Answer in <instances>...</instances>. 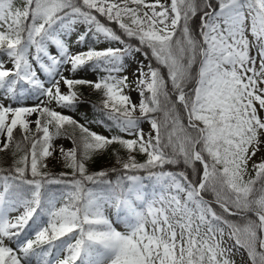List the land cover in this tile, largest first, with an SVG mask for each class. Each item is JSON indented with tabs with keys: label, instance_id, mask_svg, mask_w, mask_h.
Returning a JSON list of instances; mask_svg holds the SVG:
<instances>
[{
	"label": "snow or ice",
	"instance_id": "1",
	"mask_svg": "<svg viewBox=\"0 0 264 264\" xmlns=\"http://www.w3.org/2000/svg\"><path fill=\"white\" fill-rule=\"evenodd\" d=\"M14 2L0 0V53L12 64L6 69L0 60L4 93L0 100L23 97L31 90L47 96L49 103L55 100L58 107L72 108L78 99L75 88L88 85L102 92L104 116L120 132L135 138L97 134L47 106L0 103V136H6L0 140V152L10 148L17 127L31 143L7 174L0 167V264H53L54 249L57 257L67 253L56 264H234L226 255L233 249L246 251L251 264H264V157L253 161L255 176L245 179L249 161L258 152L250 148L264 143L258 139L264 130L260 115L264 88L259 87L264 84V0H216L218 9L211 0H171L170 5L161 0L154 4L146 0H24L22 8ZM94 13L114 22L129 39ZM198 14L200 39L190 23ZM81 23L94 33V39L102 36L123 47L71 51L65 37ZM86 35H78L76 43H83ZM49 45L55 46L58 56ZM253 47L260 56L258 69ZM136 53L144 57L136 60L139 67L134 73L138 75L132 90L139 92L138 105L124 94L128 76L114 75L126 72L125 58L135 60ZM152 59L160 67L149 62L145 71L144 61ZM32 61L51 78V86L38 78ZM92 61L107 75L90 81L68 78L60 71L70 65L66 70L75 73ZM162 69L167 70L166 76ZM61 81L67 94L60 90ZM21 83L28 88L18 89ZM137 110L139 117L134 116ZM33 113L36 120L28 121ZM155 113H162V118L149 115ZM184 115L187 125L182 122ZM143 119L151 125L148 139L140 127ZM29 123L35 124V134ZM66 126L78 129L79 136L69 135ZM61 135L73 142L74 147L60 151L66 167L80 179L50 178L40 170L46 167L41 162L53 155L52 142ZM113 144L129 153L126 161L117 158L124 170H149L155 182L151 192L136 175L118 176L113 183L104 179L107 171L88 174L85 161ZM16 148L21 145L17 143ZM137 150L147 155L144 163H137L132 155ZM181 161L191 173L151 171ZM85 181L95 187H86ZM51 184H64L66 191L50 193L45 185ZM209 192L213 201L205 199L204 193ZM105 205L117 209L125 231L113 226L104 213ZM11 212L19 215L10 218ZM232 216H239V222L229 219ZM26 227H31L34 239L21 238ZM226 229L228 239L235 241L228 247L224 246ZM13 238L15 249L5 243Z\"/></svg>",
	"mask_w": 264,
	"mask_h": 264
},
{
	"label": "rangeland",
	"instance_id": "2",
	"mask_svg": "<svg viewBox=\"0 0 264 264\" xmlns=\"http://www.w3.org/2000/svg\"><path fill=\"white\" fill-rule=\"evenodd\" d=\"M147 3L150 4H154L156 2V0H146ZM162 3H165L166 5H170L171 0H161ZM24 5V0H19V1H15L14 2V6L15 7H23ZM133 6L134 5H130ZM147 11V9H145ZM159 10V9H157ZM97 14V13H96ZM98 15L100 16V14L98 13ZM105 22L113 25L115 28H117L119 31H121L118 27V25H116L114 22L110 23L109 21H107L106 17L100 16ZM199 19V14L197 15V17L191 21L190 23L193 24L194 26V22H196V20ZM106 25V24H105ZM110 27V26H109ZM77 31L73 32L70 36L65 37L66 41L69 44L70 50L73 52L76 51H87L89 48H95L97 50H103L105 48L108 47H123V45L118 44V42H114V41H106L102 36L99 38V40L94 39V33L93 32H88V26L86 24H78L76 26ZM193 28H196V26H194ZM198 30V29H197ZM87 33L86 37H85V41L83 43L77 44L76 43V39L78 37V35ZM197 38L200 39L199 37V33L197 32L196 34ZM123 39H125L126 41L128 40V38L122 37ZM248 38L250 40H252V37L250 35V33H248ZM49 50L50 52H52L55 55H59L58 50L55 49V46L53 45H49ZM34 49L31 50V52L34 53ZM150 55V53H149ZM251 55L255 56L256 58V67L257 69L259 68V63H260V56L258 54V51L255 47H253L251 49ZM31 59V58H30ZM42 59L47 63V58L46 57H42ZM0 60H3L5 62V68L6 69H10L12 68V64L11 62L8 60L7 56L4 55L3 53H0ZM126 67H127V71L126 72H121V73H114V75L117 76H124L127 75L128 76V83H129V88H125L124 89V94L130 95L131 100L133 103L135 104H139L140 101V96H139V92L137 90H132L135 89V81L137 79V75H134L136 69L139 67V65L136 63V60H144V57L141 53H136L135 54V60H133L132 57H126ZM154 60V59H152ZM151 62L145 60L144 64H145V68L144 70L147 71V67L146 65ZM33 66L35 68H37L38 70V78L41 79V81L43 83H45L46 87L51 86L50 80L51 78L44 73L42 70H39L38 65L35 63V61H32ZM156 63V61H155ZM152 64V63H151ZM157 64V63H156ZM158 65V64H157ZM70 65H64L60 71L61 73L68 78H73V79H85V80H90V81H96L98 80L100 77L107 75L106 72L100 71L98 68L95 67V62H89L87 65H85L83 68L78 69L75 73H71L69 71H67L66 69L69 68ZM160 67V65H159ZM162 72L164 75H167V70L166 69H162ZM248 75H251V73H248ZM56 79H59V77L57 76ZM170 83V82H169ZM169 87L170 84H169ZM259 87L264 88V84L259 85ZM27 89V88H25ZM60 90L62 93L67 94L68 89L65 85H63V82L61 81L60 83ZM75 91L78 93V99L75 102V104H77V107H72V108H61L58 107L55 100L51 101L50 103L48 102V97L47 96H38L35 97V99H31L29 96H17L14 99H8V100H0V103H4L6 106L7 105H11L12 107H34V106H47L57 112H60L64 115L70 116L73 119H75L78 123L88 127L91 131L109 137L111 138L112 136H114V133H112V130H116L117 135H120V137L125 138V139H133L135 138L134 136H129L127 133H123L120 132V130L114 125V123L110 120H108L106 118V116H104V119L102 120L103 122H100L99 119L97 118H91L90 117V111H89V107L90 104H88L89 102L87 101V98H83V96L89 97V95H96L97 93L99 94V92H97L96 90H94L93 88H91L88 85H78L75 88ZM25 94H28L27 91L25 92ZM4 93L2 91H0V97H3ZM146 95H148V93H146ZM99 97V103L98 106L101 107V100L103 99V94L101 92L100 95H98ZM43 102V103H42ZM178 107H180L181 112H182V105H178ZM256 107L259 108V105L256 104ZM160 113H155L152 115H159ZM139 111L137 110L134 113V116L139 117ZM150 115V114H149ZM163 115V114H162ZM260 115L261 117H264V110L260 111ZM161 117V115H160ZM37 118V114L33 113L32 115L27 117L28 121H35ZM162 118V117H161ZM185 125H187V117L186 115L183 116V121H182ZM140 127L143 129V133L145 136V139H148V133L151 131V125L148 122L147 119H143L141 122ZM29 128L32 131V134H35L36 131V126L34 123H29ZM66 128H69L68 126H66ZM70 129H73L70 127ZM79 133V130L76 129ZM69 135L73 134V132L67 131ZM152 136H155V132L151 133ZM24 135L25 133L23 131H21L19 129V127H17L16 129H14V133H13V139L15 136V140L17 138H19V136ZM258 139L260 141H264V130L261 131V133L259 134ZM0 140H6V136H0ZM53 147L51 149V151L53 152L52 156H49L47 158H45L41 163L46 165V167H41V171L43 173H47L48 176L49 175H56L58 176L60 179L66 180V181H71L73 179H80L79 174L77 173L75 176L72 175V169L66 167V163L65 160L63 158V156L61 155V151L60 149L63 148L65 151L71 149L72 147H74L73 142L70 138H68L67 135H61L59 137H57L53 142ZM31 146V143H30ZM0 147H2V145H0ZM116 148H119V144H113L108 146V148L102 152H98L92 155L91 159L92 162L89 163L87 161H85V165L88 171V174H91L93 172H99V171H107L108 173L113 172L111 171V169L115 168L116 171H126L123 169L122 164L121 163H117V158L119 157L120 160L122 161H126L128 158L129 153L127 152V150L123 149V151L117 152ZM252 148H257L258 152L257 155L252 157V160L249 161V171L248 174L245 176V179L247 180L250 177L255 176V172L252 170V163L253 161L255 162H259L260 159L262 157H264V143H255L251 148H250V152L252 150ZM30 149V148H29ZM9 149L5 150L4 152L8 151ZM110 150V151H109ZM4 152H0V156H4ZM133 156H135L136 162L137 163H144L147 160V155L146 154H142L140 153L138 150L134 151L132 153ZM19 159V157L16 158V160ZM99 159L98 163H95V160ZM30 160V157H29ZM199 164V162H197ZM167 165V164H166ZM186 166L182 163H179L177 165H169L165 170L163 171H172V172H177V171H181V167L182 166ZM198 167L201 169L202 171V166L198 165ZM187 168V166H186ZM161 171V170H159ZM187 172L191 173V169L187 168ZM61 173H65L67 175L65 176H61ZM136 176L141 177V183H143L144 185H147L148 187L146 188V191L151 192L152 191V186L155 183L154 180L149 178V175H144V174H137ZM86 182V181H85ZM127 183V181H126ZM64 186V190L66 191V185ZM0 190H2V186H0ZM88 187H92V186H88ZM157 191V195H159V188L156 189ZM206 199V198H205ZM208 200V199H207ZM218 206V205H217ZM219 207V206H218ZM22 211V210H21ZM104 213L105 215L113 222V226L115 228H117V230L119 231H125V227L123 225V223L118 220L117 218V209L114 206H108L105 205L104 207ZM125 213L123 210H121L119 212L120 216H123ZM253 215L252 213H247ZM19 215L18 212H11L9 213L10 218H14L15 216ZM239 217V216H236ZM26 229V228H25ZM228 230H225V247L231 246L235 244L234 240H229L228 239ZM6 244H9V246H13V240L11 242H9L8 240H5ZM67 255L66 252H60L59 253V257H57L56 253L54 254L55 257L52 258L53 264H56L57 259H63L65 256ZM226 255L228 256V258L234 262V264H251V261L248 259L247 256V252L244 251L243 249H240L238 252L235 251V249H233V252L231 253H226Z\"/></svg>",
	"mask_w": 264,
	"mask_h": 264
},
{
	"label": "trees",
	"instance_id": "3",
	"mask_svg": "<svg viewBox=\"0 0 264 264\" xmlns=\"http://www.w3.org/2000/svg\"><path fill=\"white\" fill-rule=\"evenodd\" d=\"M16 2L17 1H19V0H15ZM211 2L214 4V5H216V7H217V9H218V4H216V0H211ZM96 16H97V18L102 22V23H104V24H106L107 26H110V27H112L116 32H117V34H119V35H121L122 37H125V38H127L126 36H124L123 35V33H122V31H119L117 28H115L113 25H111V24H109V23H107V22H105L99 15H98V13L96 14V13H94ZM192 25V27H194V26H196V28H193V30H194V32H195V34H197V32H198V25H199V19L198 20H196V22H194V26H193V24H191ZM129 39V38H128ZM131 43H133V44H138V41H135V40H133V41H131ZM151 63H152V65L154 66V67H159V65H157L156 63H155V60H151ZM166 76V75H165ZM170 84V83H169ZM21 85V84H20ZM20 85H18V87H20ZM171 86V85H170ZM26 87L28 88V86L26 85ZM29 93H31V95L32 96H34V95H37V93L36 92H33V91H31V90H29ZM101 94V92H99V94L97 93L96 95H89V97H86V96H83V98L85 99V98H87L88 100V104H90V107H89V111H90V117L91 118H97V119H99L100 120V122L104 119V114H103V112L101 111V107L100 106H98V104L97 103H99V97H98V95H100ZM77 104H75V106L74 107H77L76 106ZM178 108H180V107H178ZM181 109V108H180ZM157 114V113H156ZM152 114H150V116H151ZM160 115H161V117H162V113H160L159 115H157V117H159V118H161L160 117ZM70 130V132H73L75 135H77V136H79V133H78V131L76 130V129H70V127L69 128H67V131H69ZM112 133H114V136H120V135H117V133H116V130H112ZM17 143H19L20 145H21V148L18 150L17 148H16V144ZM30 148V140L29 141H25L24 140V135H21V136H19V138H17L16 140H15V136H14V139H13V142H12V144H11V146H10V148H9V150L8 151H6V152H4V156H0V167H2V168H4L6 171L3 173V174H7V170L8 169H11L13 166H14V164H15V161H16V158L17 157H20V156H22V155H24L25 154V152L28 150ZM110 151V150H109ZM116 151L117 152H122L123 151V148L119 145V148L117 149L116 148ZM89 163H91L92 162V160H89L88 161ZM99 162V159H97V160H95V163H98ZM198 163L196 164V166H197V168H199L198 167ZM169 165L167 164V165H164V167H163V169H160V168H155V169H151V171H159V170H165L167 167H168ZM182 166V165H181ZM181 171H187V168H186V166H182L181 167ZM144 174V175H149V170H126V171H115V172H110V173H108V175L106 176V177H104V179H109V180H111L113 183H115V181H116V179H117V177L118 176H126V175H137V174ZM49 177L50 178H57V179H60L58 176H56V175H49ZM28 178L29 179H31L32 177H31V175H30V171H29V173H28ZM126 182V181H125ZM64 184H51V185H45V188L47 189V190H49L50 191V193H55V194H59L60 192H63V191H65L64 190V186H63ZM85 185H86V187H88V186H92V187H95L94 185H92V184H90L89 182H85ZM1 188V187H0ZM204 195H205V198L206 199H208L209 201H213V195H212V193H204ZM59 206V205H58ZM213 207L215 208V209H217L218 211H222V210H220L219 209V207L215 204V203H213ZM225 215H227V214H225ZM249 216H252V218L254 219L255 217L253 216V215H251V214H248ZM45 220L47 219L46 217L44 218ZM229 219H232V220H235V221H237V222H239V220H240V217H236V216H232V217H229ZM29 224L31 225V221L29 222ZM25 235H30L31 236V238H35L34 237V233L32 232V229H31V227H26V229L24 230V232H22L21 233V238H23ZM14 239V242H15V239L16 238H13ZM61 239H67L66 237L65 238H61ZM57 243H59V242H57ZM44 247H47L46 245L44 246ZM56 253V250L54 249L53 250V253H52V256L50 257V259H52L53 257H54V254ZM77 264H79V261H77Z\"/></svg>",
	"mask_w": 264,
	"mask_h": 264
}]
</instances>
